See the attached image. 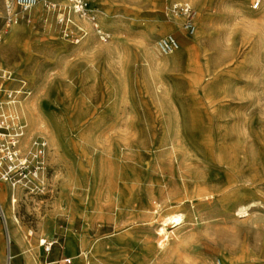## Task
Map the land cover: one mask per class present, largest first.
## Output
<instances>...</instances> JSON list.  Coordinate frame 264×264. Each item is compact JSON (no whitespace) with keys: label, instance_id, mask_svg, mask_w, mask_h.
Masks as SVG:
<instances>
[{"label":"rangeland","instance_id":"374dc122","mask_svg":"<svg viewBox=\"0 0 264 264\" xmlns=\"http://www.w3.org/2000/svg\"><path fill=\"white\" fill-rule=\"evenodd\" d=\"M184 3L195 12L196 40L185 21H172L181 16L172 6ZM87 4L107 40L73 14L64 34L44 7L30 22L6 27L0 0V69L13 74L11 89L25 83L20 149L32 153L38 140L49 147L44 187L16 190L10 206L29 264H264V4ZM170 35L179 49L160 56L157 41ZM26 103L34 106L31 121ZM206 161L246 163L232 185L227 170ZM240 194L244 214L228 201ZM165 214H180L183 224L163 225ZM6 234L0 220V264ZM45 241L54 243L49 252Z\"/></svg>","mask_w":264,"mask_h":264},{"label":"built area","instance_id":"2783aa9c","mask_svg":"<svg viewBox=\"0 0 264 264\" xmlns=\"http://www.w3.org/2000/svg\"><path fill=\"white\" fill-rule=\"evenodd\" d=\"M5 6L6 27L17 25L21 21L30 22L29 14L38 4L39 0H3ZM72 9L60 7L57 4L45 2L43 7L49 13L57 15L61 27H65L64 34L70 25H73L71 15L80 19H88L96 28L100 37L105 41L108 35L98 30L96 18L89 10L87 0H70ZM258 7V5H257ZM175 15L185 18L184 29L188 34L193 35L196 31L195 12L188 3L175 4L172 6ZM179 49L178 40L170 35L157 41L156 50L160 56H168ZM0 78L5 82H16L13 74L9 71H1ZM18 89H1L0 93L5 94V99L0 100V183L10 190V201L12 205L17 203L15 198L16 190H24L33 194L36 190L44 187L47 175L46 158L48 156V143L38 140L34 144L32 153H22L20 141L25 136L26 126L21 121L16 105L26 94L25 83L18 81ZM0 220L7 229V220L2 205L0 204ZM6 243L8 248L12 242L7 231ZM54 243L45 244L46 252L51 250Z\"/></svg>","mask_w":264,"mask_h":264},{"label":"bare ground","instance_id":"6f19581e","mask_svg":"<svg viewBox=\"0 0 264 264\" xmlns=\"http://www.w3.org/2000/svg\"><path fill=\"white\" fill-rule=\"evenodd\" d=\"M55 1H57V2H59V3H62V4H64V5H66V9H69V7H67V6H69V0H55ZM189 1H191V0H189ZM198 0H192V2H194V3H196ZM258 1V7L260 6V4L261 3H263L264 4V0H257ZM45 2H47V0H39L38 1V4L35 6V8L32 10V11H34V14H36V15H38L39 14V16L42 14V9H43V5H44V3ZM189 4V3H188ZM257 7V8H258ZM262 7V6H261ZM71 9H72V5H71ZM43 15H45V14H43ZM76 17V16H75ZM175 18H173L172 19V21H173V23L174 24H176V26H180V20H178V18H181V20L183 21V23H184V21H185V18L184 17H181V16H174ZM263 17V16H262ZM177 18V19H176ZM80 19V18H79ZM81 20V19H80ZM88 20V19H87ZM82 22V21H81ZM85 22H87V21H85ZM260 22H261V20H260ZM262 23V22H261ZM74 24V23H73ZM83 24V23H82ZM86 24H89V23H86ZM93 25V24H92ZM76 27H77V31L78 32H82V31H84V32H86L81 26H79V25H77L76 24ZM89 28V27H88ZM88 30H90V29H88ZM198 30H197V32L195 31V33L193 34V36L192 37H194L193 39L194 40H196L197 38H198ZM86 34V33H85ZM89 34L87 33V35L86 36H88ZM88 39V38H87ZM91 41V40H90ZM151 47V46H150ZM193 47H192V43H190V44H188V50H190V52L189 53H192L194 50L192 49ZM148 54H149V56L150 57H152V58H154L153 57V49H148ZM169 56V55H168ZM154 63H155V61H154ZM153 63V64H154ZM160 63V62H159ZM152 65V64H151ZM0 71H5V70H2V69H0ZM19 105H20V100L18 101V104L16 105V110L18 111V113H19V116L21 115V119H22V121L24 122V119L22 118V114H21V111H20V107H19ZM25 105V108L27 109V111H28V115H29V118H30V121L32 120V118L34 117V114L35 113H33V111H34V106H33V104L32 103H26V104H24ZM22 108V113L24 114V109H23V104H22V106H21ZM24 118H25V116H24ZM26 119H27V117H26ZM36 121H39V120H36ZM32 123V122H31ZM28 126H29V124H28ZM38 130V129H37ZM30 132H31V130H30ZM30 132H28V134H27V136H26V138L22 141V145H21V148L24 150V151H27V150H29L28 148H30V145H29V140H30V136H31V134H30ZM37 134V133H36ZM35 137V136H34ZM31 142V141H30ZM36 143V142H35ZM34 143V144H35ZM29 152V151H28ZM183 162V164H186L187 165V163L189 162V161H182ZM207 166H211V165H213V166H218L219 168H221V169H224V170H227L231 175H230V177H231V180H230V182L232 183V185H236L237 183H238V181L240 180V174H241V172H243L241 169H242V165L243 164H245L246 163V161H206V162H204ZM243 177V176H242ZM243 179V178H242ZM202 180V181H201ZM190 181V180H189ZM194 181H195V179H194ZM193 181V182H194ZM197 181H199V183H200V186L202 187V188H204L205 186H206V182H207V178H206V176L203 174L202 176H200L198 179H197ZM244 182V181H243ZM188 184V183H187ZM230 185V184H229ZM238 185V184H237ZM167 188V187H166ZM202 188H199L200 189V191L203 193L202 195L205 197L206 195H207V192L204 190V189H202ZM213 188V187H212ZM222 188V187H221ZM216 189V188H215ZM219 190V189H218ZM221 190V189H220ZM223 191H225V190H223ZM206 192V193H205ZM229 192V191H228ZM238 192V191H237ZM217 193V192H216ZM15 194H16V191H15ZM187 194V193H186ZM196 194V193H195ZM249 194V193H248ZM190 195V194H189ZM200 195V194H199ZM214 195H215V193H214ZM214 195H212L213 197H214ZM233 195V194H232ZM164 198H166L167 199V203L169 204V205H171V206H173V204H174V199H173V196H172V194L171 193H169V192H166V193H164L163 195H162ZM191 196V195H190ZM201 196V195H200ZM218 196V195H217ZM236 196V195H235ZM229 197V196H228ZM197 198V197H196ZM210 198V197H209ZM218 198V197H217ZM231 198V197H230ZM8 199H9V197H8V191H7V189H6V187H4V185L3 186H0V201L2 202V206H3V210H4V213H5V217H6V220H7V222H8V224H9V227H14L15 226V224H18V220L15 218V222L13 221V215H12V213H11V210H10V206H11V204H12V202L10 201V204L9 205H6V203H8ZM245 199H247V195H245V194H240V195H238V196H236V197H234L233 199H229L228 201H232L231 202V206H234L235 207V209H236V212L238 213V214H244L245 213V211H246V205H245ZM196 200V199H195ZM202 200V199H201ZM209 200V199H208ZM182 201V200H181ZM181 201H180V203H181ZM216 201H218V200H216ZM183 202V201H182ZM190 202V201H189ZM211 202V201H210ZM230 202H228V203H230ZM201 203V202H200ZM253 203V202H252ZM4 205H5V207H4ZM161 222L163 223V225H172L173 226V228H177V227H180L182 224H183V220H182V216L180 215V214H177V215H175V216H171V215H169V214H165V215H163V217H162V219H161ZM11 231V230H10ZM72 242H73V245H74V249L76 250L77 249V247H78V245H77V242L72 238ZM12 249L10 248V251H11ZM73 252V251H72ZM74 255V254H73ZM73 257H75V256H73ZM10 258H12V254H10ZM10 258L8 257V264H10Z\"/></svg>","mask_w":264,"mask_h":264},{"label":"crops","instance_id":"0c3cea01","mask_svg":"<svg viewBox=\"0 0 264 264\" xmlns=\"http://www.w3.org/2000/svg\"><path fill=\"white\" fill-rule=\"evenodd\" d=\"M0 81H1L0 82V90L1 89H11L12 88V85L10 84V82H5L1 78H0ZM4 83L5 84L6 83L9 84L10 86L7 87V88H3L4 87ZM16 87H18V86H16ZM16 87H14V88H16ZM2 94H4V93H0V100H1V95ZM3 96H4L3 98H5V94ZM2 185H4V184H2ZM9 200H10V196H9ZM0 204L2 205L1 201H0ZM7 231L9 233V236H10L12 244L8 248L7 243H6V238H5L6 249L8 251V256H6V264H8V257L10 258V254H12V258H10V264H29L31 262V257L29 255H27V252L25 250L24 244L22 243V238L17 236L18 233H14L12 231V228L9 227L8 222H7ZM29 236H31V235L29 234ZM47 243L50 244L51 242L47 241ZM42 244L44 245L45 242H43ZM10 248L12 249L11 251H10ZM46 264H59V262H51V263H46Z\"/></svg>","mask_w":264,"mask_h":264}]
</instances>
